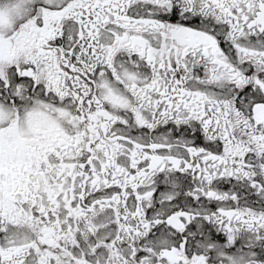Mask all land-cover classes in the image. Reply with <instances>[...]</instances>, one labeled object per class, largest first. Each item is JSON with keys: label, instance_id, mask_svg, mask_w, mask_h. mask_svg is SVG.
Masks as SVG:
<instances>
[{"label": "snow or ice", "instance_id": "1", "mask_svg": "<svg viewBox=\"0 0 264 264\" xmlns=\"http://www.w3.org/2000/svg\"><path fill=\"white\" fill-rule=\"evenodd\" d=\"M0 264H264V0H0Z\"/></svg>", "mask_w": 264, "mask_h": 264}]
</instances>
